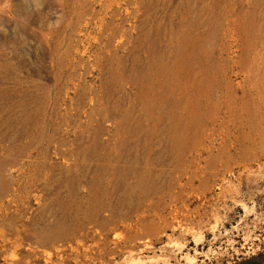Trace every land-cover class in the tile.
<instances>
[{
    "label": "rangeland",
    "instance_id": "obj_1",
    "mask_svg": "<svg viewBox=\"0 0 264 264\" xmlns=\"http://www.w3.org/2000/svg\"><path fill=\"white\" fill-rule=\"evenodd\" d=\"M0 264H264V0H0Z\"/></svg>",
    "mask_w": 264,
    "mask_h": 264
},
{
    "label": "trees",
    "instance_id": "obj_2",
    "mask_svg": "<svg viewBox=\"0 0 264 264\" xmlns=\"http://www.w3.org/2000/svg\"><path fill=\"white\" fill-rule=\"evenodd\" d=\"M260 256V254H258L257 256L255 257H252L251 260H255L256 258H258Z\"/></svg>",
    "mask_w": 264,
    "mask_h": 264
}]
</instances>
